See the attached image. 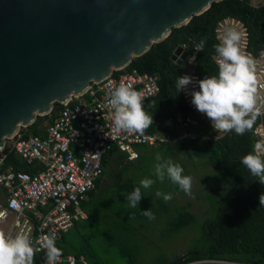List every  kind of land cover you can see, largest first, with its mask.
Segmentation results:
<instances>
[{
	"label": "water",
	"instance_id": "95a60500",
	"mask_svg": "<svg viewBox=\"0 0 264 264\" xmlns=\"http://www.w3.org/2000/svg\"><path fill=\"white\" fill-rule=\"evenodd\" d=\"M219 1L0 0V151L54 103L125 68ZM187 55L178 47L172 59L181 65Z\"/></svg>",
	"mask_w": 264,
	"mask_h": 264
},
{
	"label": "built area",
	"instance_id": "2783aa9c",
	"mask_svg": "<svg viewBox=\"0 0 264 264\" xmlns=\"http://www.w3.org/2000/svg\"><path fill=\"white\" fill-rule=\"evenodd\" d=\"M248 2L256 7L264 3V0ZM228 29L241 33V51L256 61V107L259 110V122L253 133L261 141L264 140V58L252 52L247 26L236 17H224L216 23L214 34L218 44ZM195 47L190 51L188 44L181 46L188 55L180 77L189 76L193 80L186 90L181 91V95L196 118H178V124L165 121L161 127L184 126L201 120L216 139L227 133H217L207 116L198 112L191 103L190 93L199 90V78L192 69L195 61L189 62L190 57L196 58ZM120 84L142 92L143 104L160 90L158 78L154 75L139 73L135 69L117 75L112 73L105 79L93 81L82 94L60 103L56 116L46 124L45 137H22L16 133L10 138V150L28 163H40L43 168L35 173L11 169L0 171V232L8 238H14L21 232L28 235L33 247L39 249L36 253L45 256V264L42 237L51 234L57 241L63 232L73 228L75 222L83 216L81 203L102 175L106 153L117 149L127 153L128 159L132 160L137 157L134 145L152 146L175 141L168 133L144 132L141 135L116 133L113 130V110L108 100L110 93ZM4 157L2 150L0 165ZM58 264H86V260L83 255L62 253Z\"/></svg>",
	"mask_w": 264,
	"mask_h": 264
},
{
	"label": "trees",
	"instance_id": "16d2710c",
	"mask_svg": "<svg viewBox=\"0 0 264 264\" xmlns=\"http://www.w3.org/2000/svg\"><path fill=\"white\" fill-rule=\"evenodd\" d=\"M224 17H236L242 20L248 29L250 47L255 55L264 50V3L252 6L248 0H221L214 2L205 12L193 16L184 26L173 28L170 34L161 42L155 43L144 54L134 57L123 69L114 71L117 75L122 71L137 70L158 78L159 92L143 104V108L153 117V125L145 132L153 133L158 130L157 123L176 113L188 115L181 92L176 91V80L180 77L185 65H180L172 54L176 48L188 44L189 50L205 40L203 51H196L194 71L199 81L207 76L218 75V65L213 57L217 55L214 28ZM59 103L49 115L37 116L36 120L24 129L21 136H42L40 127L54 119ZM256 118L251 131L243 136L234 131L216 139L213 133L202 123L193 126L194 137L186 136L180 140L169 141L161 146L167 152H174L188 159H204L207 166L222 180L223 186L219 194L212 197L213 205L210 214L203 222L201 237L193 249L176 257L172 264H264V207L259 205V197L264 194V185L241 164V158L253 150L258 141L253 129L258 124ZM165 132H169L167 128ZM199 131H202L200 135ZM174 134V129L170 130ZM4 159L0 171L11 167L14 171L35 173L41 168L37 163L29 164L18 154L9 149L8 144L3 149ZM115 155L121 156V163L126 154L113 149L105 154L103 173L96 180L98 187L105 169L113 163ZM94 190L90 191V194ZM217 199V201H215ZM130 215L133 211H128ZM141 211L133 212L134 216ZM61 236V235H60ZM62 238V236H61ZM60 238V239H61ZM60 239L56 246L60 249ZM62 251V250H61ZM66 254V252H63ZM80 254H77V256ZM45 256L36 253L34 264H45Z\"/></svg>",
	"mask_w": 264,
	"mask_h": 264
},
{
	"label": "rangeland",
	"instance_id": "374dc122",
	"mask_svg": "<svg viewBox=\"0 0 264 264\" xmlns=\"http://www.w3.org/2000/svg\"><path fill=\"white\" fill-rule=\"evenodd\" d=\"M47 123L45 121L41 128ZM26 127L21 126L17 133ZM9 142L10 138L6 139V144ZM133 149L137 158L124 161L122 170H109L104 182L91 195L95 202L93 207L101 208L105 202L109 204L108 219L120 218L122 228L110 230L111 224H101L98 228L89 226L88 232L77 227L61 234V247L72 254L82 253L87 264H172L178 255L190 251L198 243L203 222L212 210L214 200L211 199L221 192L222 180L204 159H188L167 152L161 145H134ZM157 153L180 164L183 174L192 177L191 196L168 179L163 183L156 179ZM144 178L153 179L155 183L149 189H142L139 205L131 208L122 193L134 191V186ZM157 191L171 193L173 199L165 203L162 197L156 196ZM138 208H143L141 212L151 209L155 219L143 214L135 217L133 212ZM128 211L133 212L130 215ZM91 229L94 231L89 234ZM107 229L114 237L109 244L100 236L109 232Z\"/></svg>",
	"mask_w": 264,
	"mask_h": 264
},
{
	"label": "clouds",
	"instance_id": "9594fccd",
	"mask_svg": "<svg viewBox=\"0 0 264 264\" xmlns=\"http://www.w3.org/2000/svg\"><path fill=\"white\" fill-rule=\"evenodd\" d=\"M241 33L235 29L225 31L221 42L215 45L217 56L213 57L218 65V75L207 76L198 82V91H192L191 103L198 112L207 116L217 133L235 132L243 136L252 130L259 110L256 88V61L245 55L240 48ZM205 40L202 39L195 50L203 51ZM260 57L264 58V50ZM190 57L189 62H194ZM193 83L189 76L178 77L176 91L180 93ZM113 110V130L116 133L144 132L153 125V117L143 108V93L133 90L130 86L120 84L110 93L108 100ZM154 175L161 183L168 179L178 186L186 195H192V177L184 175L183 167L171 159H164L161 154L155 156ZM241 164L264 185V140L257 141L253 150L241 158ZM155 183L153 179L144 178L131 193H122L129 207L136 208L142 199V189H149ZM165 203L173 199L171 193L156 192ZM260 207H264V194L259 197ZM149 219H155L150 210L142 211ZM45 249L46 264H58L62 251L56 246L54 235L42 237ZM38 248L33 247L30 237L23 232L14 238H8L0 232V264H34Z\"/></svg>",
	"mask_w": 264,
	"mask_h": 264
},
{
	"label": "crops",
	"instance_id": "0c3cea01",
	"mask_svg": "<svg viewBox=\"0 0 264 264\" xmlns=\"http://www.w3.org/2000/svg\"><path fill=\"white\" fill-rule=\"evenodd\" d=\"M181 47V46H180ZM179 56V55H178ZM177 56V57H178ZM181 65H185V62H184V60H183V62H182V64ZM192 69H194V65L192 66ZM56 114H57V111H56ZM56 114H55V116H56ZM54 116V117H55ZM186 117H193V118H196V116L194 115V114H192L190 111H189V113H188V115H186V116H183L181 113H176V114H174L172 117H168V118H165V119H163V120H161V121H159L158 123H157V125H158V130L156 131V132H161V133H163V134H166V133H168V134H170L171 136H172V138L173 139H175V140H180V139H182V138H184V137H186V136H191V137H194L195 135H196V133H195V131H193L192 130V127L193 126H200L203 122L201 121V120H196V122H190V123H188V124H185L184 126H164V127H161V125L163 124V122H165V121H169V122H171L172 124H178V122H177V119L178 118H182V119H185ZM204 124V123H203ZM205 125V124H204ZM206 126V125H205ZM46 125L43 127V128H41L40 129V131H41V134H42V136H38V137H45L46 136ZM207 127V126H206ZM165 128H167L168 130H169V132H165L164 131V129ZM172 129H174V134H171L170 133V130H172ZM208 129V128H207ZM156 132H153V133H156ZM200 133V135H202L203 133H202V131H199ZM33 136H35V135H33ZM180 136V137H179ZM179 138V139H178ZM213 138H214V136H213ZM215 139V138H214ZM134 150V149H133ZM117 151H119V150H117ZM121 152V151H120ZM122 153H124V154H126V157H125V159L123 158V160L124 161H126V160H130V159H128V155H127V153H125V152H122ZM172 153H174V152H172ZM17 154V153H16ZM174 154H176V153H174ZM19 155V154H18ZM178 155V154H177ZM20 156V155H19ZM122 156V155H121ZM121 156H119V155H115L114 156V160H113V163H112V165L110 166V167H107V169H105V170H107V171H105V174L103 175V177H102V179H101V181L99 182V185H98V187H96L95 186V188L93 189L94 191L95 190H97L98 188H99V186L104 182V179H105V176H106V174H107V172L110 170L111 171V169H120L121 167H122V164L124 163V161H122L121 163H115V162H119V160H120V158H121ZM21 158H23L22 156H20ZM137 158V157H136ZM24 159V158H23ZM135 159V158H134ZM25 160V159H24ZM133 160V159H132ZM26 161V160H25ZM27 162V161H26ZM28 163V162H27ZM35 163H37V162H35ZM29 164H33V163H29ZM37 164H39L40 166H41V168L39 169V170H41L42 168H43V166L40 164V163H37ZM7 169H11V170H13L11 167H8ZM6 169V170H7ZM39 170H37V171H39ZM120 170H122V169H120ZM119 170V171H120ZM14 171V170H13ZM36 171V172H37ZM24 172V171H23ZM94 193V192H93ZM93 193H91L90 194V192L88 193V195L85 197V199L82 201V203H81V211H82V214H83V216L79 219V220H77L76 222H75V224H74V227L73 228H77V227H79L80 229H82V230H87V228L89 227V226H95L96 228H98V227H100L101 226V224H111L112 225V227L111 228H109L110 230H113V229H117V230H120L121 228H122V226H121V220H120V218H118L117 220H111V217H110V219H108V215H109V213H108V211H111V209H110V207H109V204L107 205V203L105 202V203H103L102 205H103V207H101V208H97V207H93V205H94V198H91V195L93 194ZM140 207H141V205H140ZM143 208H138V209H136V210H134L135 212H140L141 210H142ZM142 214V212L140 213V215ZM140 215H138V216H140ZM137 216V217H138ZM136 217V216H135ZM109 221H111L112 223H110ZM109 229H107V230H109ZM110 230H109V232H106V233H104V234H101L100 236L102 237V238H105V240L107 241L106 243L107 244H109V243H111L110 242V239L111 238H114V237H112L111 235H110ZM94 230H92L91 229V231H89V234H92V232H93ZM86 232H88V231H86ZM62 236V235H61ZM61 236L59 237V239L61 238ZM81 236H82V233H81ZM119 236V235H118ZM63 237V236H62ZM89 245V244H88ZM60 249L63 251V252H66V254H69L70 252L69 251H67V250H64L62 247H61V245H60ZM85 250H89V249H85ZM70 254H72V253H70ZM74 254V253H73ZM78 254H80V255H83L82 253H78ZM74 255H77V254H74ZM84 256V255H83ZM84 258H85V256H84ZM85 260H86V258H85ZM86 264H87V261H86Z\"/></svg>",
	"mask_w": 264,
	"mask_h": 264
},
{
	"label": "bare ground",
	"instance_id": "6f19581e",
	"mask_svg": "<svg viewBox=\"0 0 264 264\" xmlns=\"http://www.w3.org/2000/svg\"><path fill=\"white\" fill-rule=\"evenodd\" d=\"M73 96H74V95H72L71 97H73ZM71 97H70V98H71ZM68 100H69V99H68ZM66 101H67V100H66Z\"/></svg>",
	"mask_w": 264,
	"mask_h": 264
}]
</instances>
